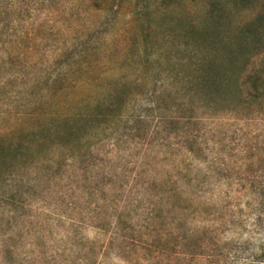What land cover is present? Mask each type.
Returning a JSON list of instances; mask_svg holds the SVG:
<instances>
[{
  "label": "rangeland",
  "instance_id": "374dc122",
  "mask_svg": "<svg viewBox=\"0 0 264 264\" xmlns=\"http://www.w3.org/2000/svg\"><path fill=\"white\" fill-rule=\"evenodd\" d=\"M246 27V70H264V0H0V146L13 143L0 159V264H264L262 199L232 188L247 172L264 181V109L207 120L189 168L160 150L151 111L173 101L159 70H191L187 44L220 35L236 49ZM244 60L222 48L212 70ZM119 95L152 126L68 132L63 117Z\"/></svg>",
  "mask_w": 264,
  "mask_h": 264
},
{
  "label": "trees",
  "instance_id": "16d2710c",
  "mask_svg": "<svg viewBox=\"0 0 264 264\" xmlns=\"http://www.w3.org/2000/svg\"><path fill=\"white\" fill-rule=\"evenodd\" d=\"M194 28L198 29L197 27ZM213 32L210 31L209 33ZM252 33L249 27L241 29L240 35L241 40H243L241 44H237L236 49H232L231 43L220 35L211 39L208 48H200L194 41V43L187 44L186 47L192 49L194 54L189 58L191 70H188L186 74L180 70H159L162 94L169 96L173 101L171 104H167L165 101L157 102L156 106L151 109L153 113L157 112L159 115L154 124V132L158 138L157 145L166 155L180 159L184 168H189L195 161L201 162L202 160L201 157L204 153L202 131L207 120L219 116L220 111L231 113L234 111L233 108L252 107L255 103H259L260 107L264 109V70H252L250 72L246 70L253 56L246 55L247 51H244ZM256 46L259 44H255L254 47ZM222 48L230 49L231 54L236 57L243 55L245 59L244 70H212L216 65L215 59H217ZM201 50L204 52L203 55L199 56L198 52ZM179 83L183 84L181 90L176 88ZM123 97L119 95L115 100L109 99L107 105L102 104L106 108L105 112L95 115L90 113L67 115L63 117V123L69 128L68 132L73 135L79 132L78 123L80 122H85L87 126L92 127L97 121L101 128L98 127L95 130L94 136L99 135V130L103 133L111 130L114 133L118 130L116 125L119 124L135 125L131 128H124L130 130L134 136L141 130L139 125L147 124V127L150 128L152 124H149L150 121L147 118L149 115L131 116L125 114L126 106L123 104ZM228 99H235L237 102L231 104L235 106H229V109L225 110L217 109L220 104ZM99 106H101L99 103L94 104V106L87 105V107H96L97 110ZM91 117L94 119L91 120ZM56 124L57 120L54 119L45 128L46 131L52 130ZM92 136L93 133L88 130V134L82 140H89ZM77 139L81 138L78 137ZM34 141L37 144L41 138L36 137ZM12 144L0 146V159L2 161L6 160L3 152L10 150L13 147ZM69 159H75V156L73 155ZM246 177H248V183L235 185L232 188L237 190L236 192L240 195H252L258 200L262 199L264 204V181H259L257 176L251 172H247ZM160 184L166 185L168 195H179L180 192L174 186V182L164 179Z\"/></svg>",
  "mask_w": 264,
  "mask_h": 264
}]
</instances>
